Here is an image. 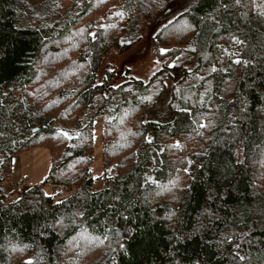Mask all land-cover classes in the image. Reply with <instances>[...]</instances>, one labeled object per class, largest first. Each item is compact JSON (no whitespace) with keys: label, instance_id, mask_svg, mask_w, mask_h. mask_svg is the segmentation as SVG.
<instances>
[{"label":"trees","instance_id":"trees-1","mask_svg":"<svg viewBox=\"0 0 264 264\" xmlns=\"http://www.w3.org/2000/svg\"><path fill=\"white\" fill-rule=\"evenodd\" d=\"M169 1L0 0V264H264V0H190L154 33L147 81L98 82ZM167 80L173 119L144 120ZM35 147L42 182L7 200Z\"/></svg>","mask_w":264,"mask_h":264},{"label":"rangeland","instance_id":"rangeland-1","mask_svg":"<svg viewBox=\"0 0 264 264\" xmlns=\"http://www.w3.org/2000/svg\"><path fill=\"white\" fill-rule=\"evenodd\" d=\"M189 1L190 0H170L168 3L159 6L156 15L149 19L145 23L143 29L139 32L141 39L137 43L123 53H119L114 48L106 52L98 71V82H101L104 79L107 69L113 72L109 81V85L111 86L119 85L123 81L124 76L147 81L160 64L153 55L152 37L154 33L162 24L184 10L188 6ZM161 49L165 50L166 47L162 46ZM172 87L173 81L167 80L166 89L156 99L155 104L146 111L144 120L166 123L173 119V112L168 105ZM102 128V119L99 118L95 120L93 127V161L90 166L91 173L95 178L94 189H100L104 186V168L102 166ZM44 151L46 159L44 168L46 169L49 164V155L46 149H44ZM21 155L25 154L22 153ZM25 164L26 160H24V165ZM111 175H113V173L110 172L108 176ZM14 177L15 173H13V178ZM15 183L16 182L13 181L11 185L6 184L3 187V192L7 200L14 199L18 196L16 193V187L13 185ZM47 190L52 193L51 189L47 188Z\"/></svg>","mask_w":264,"mask_h":264},{"label":"crops","instance_id":"crops-1","mask_svg":"<svg viewBox=\"0 0 264 264\" xmlns=\"http://www.w3.org/2000/svg\"><path fill=\"white\" fill-rule=\"evenodd\" d=\"M44 152V148L35 147L14 155L11 159L9 177L3 183L2 189L6 184L11 185L13 181L18 183L23 178H28L35 184L41 183L45 173L44 164L46 159ZM22 153L25 155H21ZM24 160H26L25 165ZM13 173H15L14 178ZM15 184L13 185L15 186Z\"/></svg>","mask_w":264,"mask_h":264},{"label":"built area","instance_id":"built-area-1","mask_svg":"<svg viewBox=\"0 0 264 264\" xmlns=\"http://www.w3.org/2000/svg\"><path fill=\"white\" fill-rule=\"evenodd\" d=\"M36 185L32 180L28 178L21 179L18 183H16V193L18 195L22 194L28 188L33 187ZM45 186L51 189L52 193L56 195V197H65L68 195L70 189L64 184H55V183H47Z\"/></svg>","mask_w":264,"mask_h":264},{"label":"snow or ice","instance_id":"snow-or-ice-1","mask_svg":"<svg viewBox=\"0 0 264 264\" xmlns=\"http://www.w3.org/2000/svg\"><path fill=\"white\" fill-rule=\"evenodd\" d=\"M161 51L163 52L164 50H161ZM237 62H239V61H237ZM213 71H215V69H213ZM146 99H150V98H146ZM201 127H203V125H201ZM62 135L65 136V137H67V138H69V139H71V137L69 136V134L66 133V132L62 133ZM25 264H32V261H26Z\"/></svg>","mask_w":264,"mask_h":264}]
</instances>
